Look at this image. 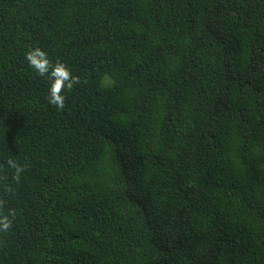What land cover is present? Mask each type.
<instances>
[{"label": "trees", "instance_id": "obj_1", "mask_svg": "<svg viewBox=\"0 0 264 264\" xmlns=\"http://www.w3.org/2000/svg\"><path fill=\"white\" fill-rule=\"evenodd\" d=\"M9 212L0 264H264V0H0Z\"/></svg>", "mask_w": 264, "mask_h": 264}, {"label": "clouds", "instance_id": "obj_2", "mask_svg": "<svg viewBox=\"0 0 264 264\" xmlns=\"http://www.w3.org/2000/svg\"><path fill=\"white\" fill-rule=\"evenodd\" d=\"M28 66L40 77H47L49 80L48 103L54 105L57 109H63L65 104L66 90H70L79 83V77L72 74L70 69L63 63L53 64L49 59L48 53L39 47H34L25 53L24 57ZM8 166L16 169L19 173L22 168L15 160L9 159ZM12 213H0V232H7L11 228Z\"/></svg>", "mask_w": 264, "mask_h": 264}]
</instances>
